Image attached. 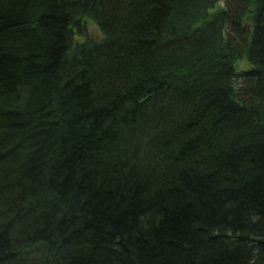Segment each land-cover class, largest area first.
Returning a JSON list of instances; mask_svg holds the SVG:
<instances>
[{"label":"trees","instance_id":"1","mask_svg":"<svg viewBox=\"0 0 264 264\" xmlns=\"http://www.w3.org/2000/svg\"><path fill=\"white\" fill-rule=\"evenodd\" d=\"M0 264H264V0H0Z\"/></svg>","mask_w":264,"mask_h":264},{"label":"rangeland","instance_id":"2","mask_svg":"<svg viewBox=\"0 0 264 264\" xmlns=\"http://www.w3.org/2000/svg\"><path fill=\"white\" fill-rule=\"evenodd\" d=\"M221 6H223V2L217 4L216 8L221 7ZM89 28H90V33L94 38H98L101 36V30L94 20L89 21ZM237 66L240 69H244V68H248L250 65L246 59H240L237 62Z\"/></svg>","mask_w":264,"mask_h":264}]
</instances>
